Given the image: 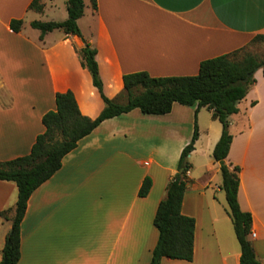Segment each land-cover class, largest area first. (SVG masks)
I'll return each instance as SVG.
<instances>
[{"label":"crops","instance_id":"crops-1","mask_svg":"<svg viewBox=\"0 0 264 264\" xmlns=\"http://www.w3.org/2000/svg\"><path fill=\"white\" fill-rule=\"evenodd\" d=\"M0 0V161L28 154L45 130L43 115L57 92L71 90L82 114L105 106L78 52L77 35L54 29L40 38L33 20H65L67 0ZM12 19L24 21L14 31ZM82 37L97 51L104 94L125 102L123 76L194 75L202 60L248 47L264 35V0H85ZM230 115L226 161L240 168L238 200L252 214V241L264 263V75ZM206 111V112H203ZM196 105L174 102L170 112L139 108L102 121L62 159V166L31 194L21 223L17 264H148L159 232L154 217L192 138ZM199 138L188 159L191 178L182 212L195 218L192 260L163 257L160 264H240L241 247L220 188L212 155L222 123L197 112ZM199 172L194 174L196 170ZM221 175V174H220ZM152 179L139 195L145 177ZM15 182L0 179V212L14 208ZM226 199V198H225ZM11 221L0 215V260Z\"/></svg>","mask_w":264,"mask_h":264},{"label":"trees","instance_id":"trees-1","mask_svg":"<svg viewBox=\"0 0 264 264\" xmlns=\"http://www.w3.org/2000/svg\"><path fill=\"white\" fill-rule=\"evenodd\" d=\"M97 9V0H90ZM30 8L42 11V0H32ZM68 17L62 21L33 20L30 25L40 30V38L54 29L77 35L85 43L78 50L82 65L92 76L105 106L100 114L91 118L82 114L71 90L57 92L56 108L47 111L42 122L45 130L40 133L28 154L0 161V179L13 181L18 187L14 208L0 212L11 221L2 249L0 264H17L21 255V223L25 216L28 200L33 191L49 179L61 166L63 157L78 145L80 139L91 133L105 119L139 108L147 114H165L171 111L174 102L196 105L194 131L191 140L183 148L178 160L177 172L167 185V194L157 208L154 224L159 236L148 264H160L163 257L192 260L194 257L195 218L182 212L185 192L191 183L188 172L192 167L188 159L199 138L197 112L202 107L212 111V117L222 123V132L213 149V157L220 164L222 181L220 188L225 192L228 213L232 219L236 237L240 243V264H264L255 253L249 234L252 231V214L241 208L238 200L240 168L226 161L233 134L230 132L229 117L239 111L238 103L244 99L257 81L255 72L262 68L264 59L242 47L230 53L201 61L194 75L152 76L149 72L135 71L123 76L125 102L104 94L103 82L96 59V49L82 37L78 19L84 14L85 0H67ZM22 19H12L11 28L22 29ZM263 39L257 34L254 39ZM152 186L147 176L139 189L146 196Z\"/></svg>","mask_w":264,"mask_h":264},{"label":"rangeland","instance_id":"rangeland-1","mask_svg":"<svg viewBox=\"0 0 264 264\" xmlns=\"http://www.w3.org/2000/svg\"><path fill=\"white\" fill-rule=\"evenodd\" d=\"M247 50L254 53L259 59H264V38L263 39H257V38L253 39L252 42L248 45ZM203 112H206V111H203ZM198 172H199V169L196 170L194 174L196 175V173ZM220 174L221 173H219V177L221 176ZM223 203L226 209L228 210V204L225 199V195H224Z\"/></svg>","mask_w":264,"mask_h":264},{"label":"built area","instance_id":"built-area-1","mask_svg":"<svg viewBox=\"0 0 264 264\" xmlns=\"http://www.w3.org/2000/svg\"><path fill=\"white\" fill-rule=\"evenodd\" d=\"M251 234H252L253 236L255 235V233H254V232H252V231H251Z\"/></svg>","mask_w":264,"mask_h":264}]
</instances>
